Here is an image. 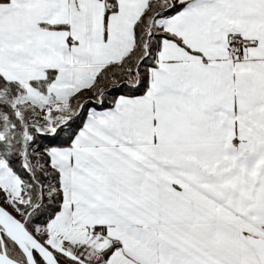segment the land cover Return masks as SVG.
I'll return each instance as SVG.
<instances>
[{"label":"snow or ice","instance_id":"6c2138e0","mask_svg":"<svg viewBox=\"0 0 264 264\" xmlns=\"http://www.w3.org/2000/svg\"><path fill=\"white\" fill-rule=\"evenodd\" d=\"M0 264H264V0H0Z\"/></svg>","mask_w":264,"mask_h":264}]
</instances>
